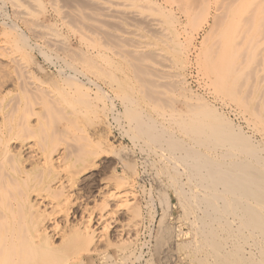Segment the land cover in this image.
<instances>
[{
    "label": "bare ground",
    "instance_id": "1",
    "mask_svg": "<svg viewBox=\"0 0 264 264\" xmlns=\"http://www.w3.org/2000/svg\"><path fill=\"white\" fill-rule=\"evenodd\" d=\"M54 1L59 26L0 0V264L141 260L153 196L113 121L153 161L147 264H264V0Z\"/></svg>",
    "mask_w": 264,
    "mask_h": 264
},
{
    "label": "rangeland",
    "instance_id": "2",
    "mask_svg": "<svg viewBox=\"0 0 264 264\" xmlns=\"http://www.w3.org/2000/svg\"><path fill=\"white\" fill-rule=\"evenodd\" d=\"M70 1H73V0H70ZM69 0H58V2L59 3H69L70 2ZM8 6H7V9L9 10H11V7L9 6V4H7ZM38 5V4H37ZM54 6H55V1L54 0H39V5H38V7H37V9L35 10V12H37V16L41 19V20H44V21H48V22H50V23H52V25L53 24H55V23H57L58 24V26L60 25L59 24V21H57V22H55V19H56V15H55V12H54ZM5 9V8H4ZM62 32H64V30L62 31ZM64 33H67V30H65V32ZM7 33H3V32H1L0 33V48H1V53H3L4 55H5V57H6V55H7V57L6 58H11V59H13V61H15V63L16 62H18L19 60V58L18 59H16L17 57H19V55L21 54L20 52H22V51H19L17 48L15 49V46L14 45H10V44H13V42L11 41V40H13L10 36H7L6 35ZM69 35H71V34H69ZM72 38H69V42L71 43V44H75L76 43V40H75V38L73 37V36H71ZM74 39V40H73ZM6 41H7V43H6ZM9 41H11V42H9ZM5 44H7V45H5ZM9 44V45H8ZM5 46V47H4ZM10 46V47H9ZM14 48V49H13ZM4 49V50H3ZM36 54V60L37 61H39V62H42V61H44L43 62V67H44V70H48V68H49V70L50 71H53L54 69H55V65H53V64H49V62L48 61H45V60H43V57L42 56H40V54H38V52H37V50L36 51H34V55ZM39 58H38V57ZM38 58V59H37ZM42 58V59H41ZM53 58V57H52ZM15 59V60H14ZM41 59V60H40ZM55 62L57 63V61L55 60ZM42 64V63H41ZM48 65V66H47ZM50 65V66H49ZM48 67V68H47ZM51 67V68H50ZM18 68V67H17ZM43 73V72H42ZM45 76V75H44ZM43 78V77H42ZM14 93H16L15 91H14ZM115 101H117L116 102V104H118V107H120V104H119V100L117 99H115ZM121 108V107H120ZM117 123H115L114 121H113V123H112V130H113V133H114V136H115V138L117 137L118 139H121V140H119V141H121V142H123V145L124 146H127V149L130 147V149L131 150H134V151H136V152H134V158H135V156H136V161H137V164L139 163V166H138V168L142 171L143 169L145 170V171H142V181H141V184H142V187H143V191H144V189L146 190V191H144V192H141L139 195H138V197L140 196V198L139 199H137V202H138V204L141 206V210H142V212L143 213H145L146 211H147V208H148V206L146 207V202H148L149 201V198H151V196H153L152 198H153V204H151L150 203V205H151V207L153 208L152 209V211H153V214H156L155 216H154V220L153 219H148L147 218V223H146V226L145 227H143L142 228V232H141V234L142 235H140V243H143L142 244V249H141V252H142V258H141V260H140V258L138 259V260H136L135 261V264H147V262H146V260H148L149 258H150V255H151V253H150V251H151V247H152V245L151 244H153V237L152 236H154V234L156 233V230H155V228H157V223L158 222H156V221H159V219H160V217H161V204H160V200H159V196H158V194L156 193V187H157V185H156V180H155V177H153L154 176V174H152L153 172L152 171H154L153 170V168H152V163H153V161H152V158H149V159H151V160H149V161H147V168L145 169L144 168V166H142V164L144 165V163H142V160H143V158L142 157H144V151H140V150H138L137 148H135V146L133 145V142L131 141V139H129V137L128 136H126V135H124L123 133H121L122 132V130L119 128V126H118V124H117V128H115V125H116ZM114 127V128H113ZM115 129V130H114ZM123 136V138H122V136ZM134 146V147H133ZM135 148V149H134ZM139 152H138V151ZM132 152V151H131ZM139 154H140V156H139ZM111 156V157H110ZM110 156H104V157H102L101 159H100V162H99V165L100 166H98L95 170H92L91 172H89V173H87L86 175H85V178L83 179V181L81 182V187H82V193H84L85 195H86V193L88 194V192L90 191V186H91V184H92V180L93 179H95V178H99V180H100V178H102L103 176L105 177L106 176V174L107 175H109V174H111V172H113L112 171V169H113V167L116 165V164H114V163H116V157H115V155L113 156V154L112 155H110ZM132 156V157H133ZM140 157V158H139ZM104 158H105V160H104ZM141 161V164H140V161L138 160V159ZM152 161V162H151ZM102 162V163H101ZM148 162H150V163H148ZM151 166H149V165ZM102 165V166H101ZM143 169H142V168ZM149 167V168H148ZM110 168H112V169H110ZM121 168V167H120ZM119 167H118V171L119 172H121L122 170L120 169ZM150 169V170H149ZM104 170V171H103ZM107 170V171H106ZM121 170V171H120ZM97 171V172H96ZM111 171V172H110ZM147 171V172H146ZM150 171V172H149ZM105 172H106V174H105ZM149 172V173H148ZM97 173V174H96ZM103 173V174H102ZM151 174V175H150ZM112 175V174H111ZM150 175V176H149ZM153 175V176H152ZM89 176V177H88ZM90 176H92V177H90ZM144 176V177H143ZM151 176L154 178H151ZM91 178V179H90ZM154 181V182H153ZM87 184H88V186H87ZM145 187H147V188H145ZM87 189V190H86ZM149 189V190H148ZM151 189V190H150ZM152 194H151V193ZM90 193V192H89ZM147 193H149V194H147ZM143 194V195H142ZM145 196V197H144ZM86 197H90V194H88V196L86 195ZM143 197L145 198V200L143 199ZM147 199H148V201H147ZM140 200H141V202H140ZM145 202H144V201ZM158 200V201H157ZM141 203V204H140ZM146 203V204H145ZM144 204H145V206H144ZM159 204V205H158ZM155 206V207H154ZM146 210V211H145ZM156 212H155V211ZM121 215V214H120ZM146 215H148L147 213H146ZM147 217H149V216H147ZM158 219V220H157ZM152 220V221H151ZM149 222V223H148ZM153 222V223H152ZM149 224V225H148ZM152 224V225H151ZM153 226V227H152ZM146 228V229H145ZM153 228V229H152ZM114 230H115V226H113V225H111V227H110V229H109V234H110V236H111V239L114 241L115 240V235H114ZM150 230V231H149ZM146 231H147V233H146ZM150 232L152 233V234H150ZM152 235V236H151ZM151 240V241H150ZM143 241V242H142ZM151 243H150V242ZM146 243V244H145ZM150 247V248H149ZM149 248V249H148ZM145 262V263H144ZM149 264V263H148Z\"/></svg>",
    "mask_w": 264,
    "mask_h": 264
}]
</instances>
